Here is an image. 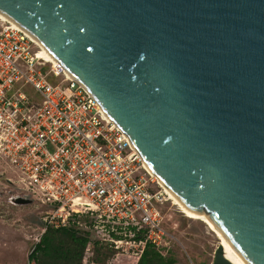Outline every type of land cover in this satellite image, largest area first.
<instances>
[{"label": "water", "instance_id": "1", "mask_svg": "<svg viewBox=\"0 0 264 264\" xmlns=\"http://www.w3.org/2000/svg\"><path fill=\"white\" fill-rule=\"evenodd\" d=\"M0 13L92 94L186 208L264 264V0H0ZM211 264H233L221 243Z\"/></svg>", "mask_w": 264, "mask_h": 264}, {"label": "built area", "instance_id": "2", "mask_svg": "<svg viewBox=\"0 0 264 264\" xmlns=\"http://www.w3.org/2000/svg\"><path fill=\"white\" fill-rule=\"evenodd\" d=\"M40 52L0 15V170L46 207L43 231L89 232L81 264H93L94 241L115 259L137 260L149 244L160 250L169 237L164 186L92 94Z\"/></svg>", "mask_w": 264, "mask_h": 264}, {"label": "rangeland", "instance_id": "3", "mask_svg": "<svg viewBox=\"0 0 264 264\" xmlns=\"http://www.w3.org/2000/svg\"><path fill=\"white\" fill-rule=\"evenodd\" d=\"M9 175L7 172L0 177V264H27L30 251L43 233L46 207L37 199L25 204L13 202L12 197L24 198L26 194L6 181ZM169 197L171 201L162 208L169 233L166 246L160 249L162 254L174 256L178 264H186L188 259L195 264H211L214 250L221 243L217 234L203 219L182 212ZM108 264H132V260L114 257Z\"/></svg>", "mask_w": 264, "mask_h": 264}, {"label": "trees", "instance_id": "4", "mask_svg": "<svg viewBox=\"0 0 264 264\" xmlns=\"http://www.w3.org/2000/svg\"><path fill=\"white\" fill-rule=\"evenodd\" d=\"M91 241L89 232L74 224L63 227L46 226L39 241L28 255L35 264H81L87 244ZM115 257V252L99 242H93V264H108ZM124 257H118L121 259ZM109 260V261H108ZM131 260V259H130ZM132 264H178L172 255H164L153 245H147L137 260Z\"/></svg>", "mask_w": 264, "mask_h": 264}, {"label": "bare ground", "instance_id": "5", "mask_svg": "<svg viewBox=\"0 0 264 264\" xmlns=\"http://www.w3.org/2000/svg\"><path fill=\"white\" fill-rule=\"evenodd\" d=\"M0 15L4 18H7L5 15L0 13ZM8 19V18H7ZM10 20V19H9ZM12 23H14L12 20H10ZM16 26H18L16 23H14ZM20 27V26H18ZM36 43L41 47V52L40 55L48 62H56V60L53 58V56L48 52V50L36 39L34 38L31 34L26 32ZM69 75V74H68ZM145 163V162H144ZM146 168L155 176V174L150 170V168L147 166L145 163ZM157 177V176H156ZM159 179V178H157ZM161 184H163L161 181H159ZM165 186V185H164ZM167 194L168 198L170 199L169 196L177 203L178 207L182 212L187 213L188 215L194 216V217H199L203 219L206 222V225L208 228L212 231L215 232L220 239L221 244L223 245L224 249V255L227 259H229L233 264H248L239 254L238 252L225 240V238L220 234V232L214 228L210 222V220L205 216L204 214H198L196 212H193L192 210L186 208L182 202L177 198V196L170 191L166 186L164 187Z\"/></svg>", "mask_w": 264, "mask_h": 264}]
</instances>
